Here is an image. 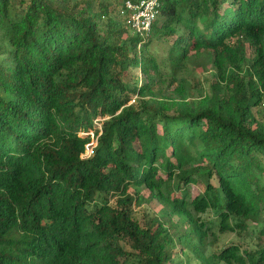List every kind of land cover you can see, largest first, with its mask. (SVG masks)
I'll list each match as a JSON object with an SVG mask.
<instances>
[{"label": "trees", "instance_id": "trees-1", "mask_svg": "<svg viewBox=\"0 0 264 264\" xmlns=\"http://www.w3.org/2000/svg\"><path fill=\"white\" fill-rule=\"evenodd\" d=\"M125 1L0 0V264H264V0Z\"/></svg>", "mask_w": 264, "mask_h": 264}, {"label": "rangeland", "instance_id": "rangeland-1", "mask_svg": "<svg viewBox=\"0 0 264 264\" xmlns=\"http://www.w3.org/2000/svg\"><path fill=\"white\" fill-rule=\"evenodd\" d=\"M212 63L211 61L208 62L207 59L205 60H192L190 62V64L182 71V73L180 74L181 79L184 80V82L186 81V78H192V84H194L195 88H190L189 90L191 91V95L194 97H199L201 94L200 93H207L208 92V82L209 80L212 79L213 74H214V70L212 68ZM192 72V75H191ZM198 83V84H197ZM99 125L96 124V127H98ZM90 136V141L89 143L86 145V150L84 152V154H82V157H87L90 155L91 153V149L95 146L96 144V138H97V134L94 133V131H90L89 132ZM264 182V180H263ZM130 193H134L135 191L133 190H129ZM136 194L140 195L142 197V201L137 204L136 202H133L131 205V210L133 213V217H135L138 221H140L141 223L143 222V219L145 218L146 214H150V213H155V214H159L160 213V204L155 201V200H150L148 198L149 196V190L145 189V188H140L138 189V191L136 192ZM135 194V195H136ZM257 231V227L253 228L251 226V223L248 224V228L240 231L239 233H234V232H226V233H218V239H217V248H220L222 246H224L225 244H229L232 243L234 241H238L237 243L241 242L244 245H254V242H252L253 240V235L256 234ZM236 234V235H235ZM250 245V246H251ZM249 247V246H248ZM124 248L126 251H132V249L129 247L128 244L124 243ZM176 258V257H175ZM121 264H134L131 260V258H125V260L123 258H121ZM220 264H224V263H220Z\"/></svg>", "mask_w": 264, "mask_h": 264}, {"label": "built area", "instance_id": "built-area-1", "mask_svg": "<svg viewBox=\"0 0 264 264\" xmlns=\"http://www.w3.org/2000/svg\"><path fill=\"white\" fill-rule=\"evenodd\" d=\"M157 6L158 0L125 1V8L129 12V27L135 34L140 37L147 36L156 17Z\"/></svg>", "mask_w": 264, "mask_h": 264}]
</instances>
